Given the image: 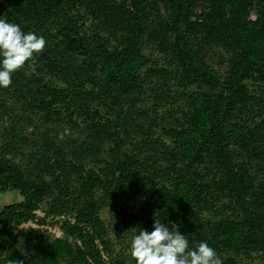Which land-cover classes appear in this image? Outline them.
Returning a JSON list of instances; mask_svg holds the SVG:
<instances>
[{"label":"trees","instance_id":"obj_1","mask_svg":"<svg viewBox=\"0 0 264 264\" xmlns=\"http://www.w3.org/2000/svg\"><path fill=\"white\" fill-rule=\"evenodd\" d=\"M0 18L46 38L0 88V195H19L0 207V264H135L110 203L134 235L157 213L223 264L264 262V0H0Z\"/></svg>","mask_w":264,"mask_h":264},{"label":"clouds","instance_id":"obj_2","mask_svg":"<svg viewBox=\"0 0 264 264\" xmlns=\"http://www.w3.org/2000/svg\"><path fill=\"white\" fill-rule=\"evenodd\" d=\"M45 47L43 35L26 33L19 24L0 18V88L9 87L13 73L26 62L31 63ZM154 217L152 230L141 228L130 241V255L135 264H223L207 241L193 242L190 246L178 224L162 223L157 213Z\"/></svg>","mask_w":264,"mask_h":264},{"label":"rangeland","instance_id":"obj_3","mask_svg":"<svg viewBox=\"0 0 264 264\" xmlns=\"http://www.w3.org/2000/svg\"><path fill=\"white\" fill-rule=\"evenodd\" d=\"M207 50L208 61L210 64L218 70L221 74L227 70V53L221 46L211 43L205 47ZM147 52L152 53V57L159 61V65H165L167 60L164 54L158 52L154 47L147 49ZM39 116L33 115V125L29 126L26 134H30L35 128L34 125L41 123ZM9 121L0 120V136L5 135L4 125H8ZM17 162H23L24 160L18 158ZM15 196H19L15 192H7L0 195V207L8 204V199L14 200ZM18 199V198H17ZM9 200V201H10ZM15 201V200H14ZM130 210V207L125 203H110L107 207L102 209L100 215L104 219V222L109 228L110 238L115 246L116 251L123 252L126 256L130 255V241L133 237V231L130 227L126 226L124 222H127L126 213ZM240 264H264L257 253L251 255H242L238 258Z\"/></svg>","mask_w":264,"mask_h":264},{"label":"built area","instance_id":"obj_4","mask_svg":"<svg viewBox=\"0 0 264 264\" xmlns=\"http://www.w3.org/2000/svg\"><path fill=\"white\" fill-rule=\"evenodd\" d=\"M45 213L42 210H38L37 211V215L35 220H30L28 223L23 224L22 226L19 227L18 231H22L24 229H28L29 227H38L37 225V221L41 218L44 217ZM69 219H71L73 222L75 221L74 218L68 217ZM65 219L64 216L57 218L56 222H59L58 224H55L54 226H47L44 229L47 230L48 234H50L51 236L55 237V238H59L63 235V230L61 227V222H63ZM52 219H48V221H51Z\"/></svg>","mask_w":264,"mask_h":264},{"label":"water","instance_id":"obj_5","mask_svg":"<svg viewBox=\"0 0 264 264\" xmlns=\"http://www.w3.org/2000/svg\"><path fill=\"white\" fill-rule=\"evenodd\" d=\"M49 179V178H48Z\"/></svg>","mask_w":264,"mask_h":264}]
</instances>
